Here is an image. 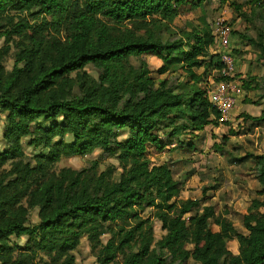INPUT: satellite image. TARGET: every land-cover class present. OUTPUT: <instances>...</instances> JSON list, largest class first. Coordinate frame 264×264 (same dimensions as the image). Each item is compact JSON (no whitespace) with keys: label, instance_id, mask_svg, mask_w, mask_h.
<instances>
[{"label":"trees","instance_id":"trees-1","mask_svg":"<svg viewBox=\"0 0 264 264\" xmlns=\"http://www.w3.org/2000/svg\"><path fill=\"white\" fill-rule=\"evenodd\" d=\"M196 1L0 0V40L7 39L0 47V264H77L84 238L98 264H264L263 200H253L240 232L204 199H181L171 165L151 155L220 126L200 87L208 75L218 82L223 68L214 29L205 19L176 25L205 0ZM148 57L162 66L152 70ZM250 88L243 83L244 92ZM248 119L262 126L264 111ZM25 141L38 153L27 155ZM96 151L100 159L86 167L57 168L63 158ZM248 157L263 196L264 153ZM108 159L120 174L100 171ZM155 220L165 231L159 241ZM234 241L238 253L229 248Z\"/></svg>","mask_w":264,"mask_h":264},{"label":"rangeland","instance_id":"rangeland-1","mask_svg":"<svg viewBox=\"0 0 264 264\" xmlns=\"http://www.w3.org/2000/svg\"><path fill=\"white\" fill-rule=\"evenodd\" d=\"M194 1L197 3L196 0ZM221 15H224L226 23L232 29L231 44L235 58L240 62L239 66L245 67L243 73H238L237 64V77L245 83V86L251 85L249 96H243L241 99L244 100L243 103L248 99L256 102V106H260L259 103L264 101L261 99L264 95V0H259L257 3H252L251 0H205L202 7L178 18L176 25L189 28L199 25L201 19H205L214 27L215 20ZM250 39L259 41L262 46L252 44ZM6 41V38L0 40V47ZM131 61L135 66H139L136 59L132 58ZM148 61L152 70L162 66V62L155 58L148 57ZM12 66L13 61L9 60L6 67L11 69ZM86 70L93 77L98 78L99 71L92 65L87 66ZM203 71L200 69L197 73L200 75ZM156 77L162 79L165 76ZM185 80L187 76L182 75L181 81ZM214 80V75L204 77L200 84L201 89H210ZM261 104L264 105L262 102ZM239 115L220 127H208L195 135H187L183 138L184 147L176 144L178 148L175 152L163 154L152 152L151 155L155 163L168 162L171 165L174 178L182 183L181 199H204L205 205H213L217 214L226 215L240 232L245 233L243 215L254 211L252 207L254 199L264 201V195H258L257 191L261 188L254 177L251 157H248L251 154L264 153V127L255 128L256 122L253 123L250 119L240 124ZM5 118L6 114L0 110V150L6 148L3 139ZM126 135L127 131L122 132L123 138ZM24 148L29 156L38 153L37 149L26 145V141ZM101 155V151H96L85 157L63 158L57 164V168L81 169L88 166L91 161L100 159ZM100 163V171L111 168L117 171L116 173H121L119 163L114 159ZM31 221L38 222L37 210L32 212ZM211 227L213 231L220 230L218 222L212 221ZM154 231L156 241L165 235L162 224L157 220L154 222ZM11 240L18 245H24L27 238L12 237ZM103 240L107 242L108 236ZM229 248L233 253H238L239 245L234 241L229 244ZM74 255L77 264H98L86 238L82 239Z\"/></svg>","mask_w":264,"mask_h":264},{"label":"built area","instance_id":"built-area-1","mask_svg":"<svg viewBox=\"0 0 264 264\" xmlns=\"http://www.w3.org/2000/svg\"><path fill=\"white\" fill-rule=\"evenodd\" d=\"M213 29L214 52L220 56L223 68L217 73L220 80H214L208 89V96L211 105L220 113L219 124L225 125L233 118L243 97V81L237 77V60L231 44L232 29L224 15L215 20Z\"/></svg>","mask_w":264,"mask_h":264},{"label":"crops","instance_id":"crops-1","mask_svg":"<svg viewBox=\"0 0 264 264\" xmlns=\"http://www.w3.org/2000/svg\"><path fill=\"white\" fill-rule=\"evenodd\" d=\"M239 63L240 62L237 61V64H238V71L237 72L238 73H243V71H245V67L244 66H239ZM242 77H244V76H242ZM248 93H246V95H245V92H244L243 96H249ZM243 101L244 100L241 99V101H240V103H239V105H238V107H237V109H236V111L234 112V115H233V117H235L237 114H240L239 115L240 119L238 121V122H240V124H244V121L246 122V120H249L248 117L256 118V117H260L261 116L262 112L264 111V109H263L264 105H262L261 102L264 104V101H261L259 103L260 106H256L257 104H255V103H247V102L243 103ZM251 107H254V109L251 108ZM220 126H222V125H220ZM263 127H264V125H262V126L255 125V128H263Z\"/></svg>","mask_w":264,"mask_h":264}]
</instances>
